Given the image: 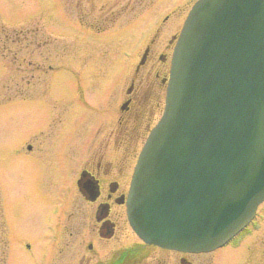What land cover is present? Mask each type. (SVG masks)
Masks as SVG:
<instances>
[{"label":"rangeland","instance_id":"1","mask_svg":"<svg viewBox=\"0 0 264 264\" xmlns=\"http://www.w3.org/2000/svg\"><path fill=\"white\" fill-rule=\"evenodd\" d=\"M189 3L0 0V264H78L74 176L95 147L94 122L109 113L108 99L118 107L125 74L163 14L181 8V25ZM42 148L43 161L34 157ZM194 260L264 264V205L234 241Z\"/></svg>","mask_w":264,"mask_h":264},{"label":"water","instance_id":"2","mask_svg":"<svg viewBox=\"0 0 264 264\" xmlns=\"http://www.w3.org/2000/svg\"><path fill=\"white\" fill-rule=\"evenodd\" d=\"M264 201V0H196L165 106L138 155L127 216L145 242L223 246Z\"/></svg>","mask_w":264,"mask_h":264},{"label":"flooded vegetation","instance_id":"3","mask_svg":"<svg viewBox=\"0 0 264 264\" xmlns=\"http://www.w3.org/2000/svg\"><path fill=\"white\" fill-rule=\"evenodd\" d=\"M182 12L177 8L163 14L143 45L133 71L125 74L128 84L118 107L114 100L108 99L109 113L94 122L91 145L95 147L81 154L74 176L78 188L77 209L82 215L78 216L75 229L81 247L78 264H196L195 256L204 254L146 243L131 229L126 215V197L138 152L163 110L170 58L180 29L173 21ZM161 30L162 39H157ZM116 93L119 88L113 89L109 96L114 97ZM41 150L34 157L43 161L49 152ZM31 152L30 148L27 154ZM2 191L0 185L1 210ZM70 216L71 212L67 214ZM66 233L71 235L73 231L65 230Z\"/></svg>","mask_w":264,"mask_h":264}]
</instances>
